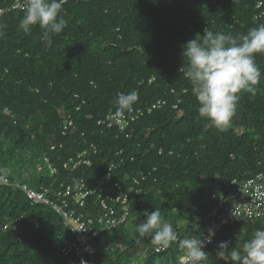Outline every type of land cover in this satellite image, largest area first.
<instances>
[{
    "label": "trees",
    "instance_id": "obj_1",
    "mask_svg": "<svg viewBox=\"0 0 264 264\" xmlns=\"http://www.w3.org/2000/svg\"><path fill=\"white\" fill-rule=\"evenodd\" d=\"M17 2L25 4L0 0V177L54 197L70 186V210L95 218L94 198L131 193L127 223L101 232L86 264H179V240L204 238L222 196L264 176V55L255 58L262 73L256 95L241 94L230 126L220 130L199 115L179 72L187 63L182 47L207 27L243 35L264 24V0H66L67 27L48 40L39 26L19 30L24 10L8 11ZM132 91L138 101L123 114L129 122L121 131L114 101ZM46 160L54 176L39 172ZM80 191L92 193L85 210L75 201ZM155 209L178 234L162 254L151 237L129 230ZM261 229L264 219L223 227L207 264H231L216 256L219 243L242 250ZM70 240L52 206L0 186V264H81L63 253Z\"/></svg>",
    "mask_w": 264,
    "mask_h": 264
},
{
    "label": "clouds",
    "instance_id": "obj_2",
    "mask_svg": "<svg viewBox=\"0 0 264 264\" xmlns=\"http://www.w3.org/2000/svg\"><path fill=\"white\" fill-rule=\"evenodd\" d=\"M65 3L66 0H25L19 30L30 34L34 26H39L44 40L51 35L61 34L67 27L62 15ZM2 35L3 32H0ZM181 55L187 63H183L179 72L191 85L199 115L210 126L223 130L230 126L241 94L254 96L258 90L262 73L255 58L264 55V24L249 29L243 35L213 32L207 27L203 35L197 33L183 45ZM137 101L135 91L119 93L114 101L116 116L131 113ZM6 114L13 116L10 110ZM0 171L6 172V169ZM144 216L146 219L136 225L139 237H151V242L161 249H167L178 241L177 232L171 224L162 220L159 209L150 213L146 211ZM198 219L193 222L194 231L199 229ZM214 235L209 230L206 240L197 235L180 239L183 259L190 264H207L209 253L204 249L207 243L212 242ZM216 256L231 264H264V229L256 230L251 239L244 242L242 250L230 247L228 241L220 242ZM81 264H86V261H81Z\"/></svg>",
    "mask_w": 264,
    "mask_h": 264
},
{
    "label": "built area",
    "instance_id": "obj_3",
    "mask_svg": "<svg viewBox=\"0 0 264 264\" xmlns=\"http://www.w3.org/2000/svg\"><path fill=\"white\" fill-rule=\"evenodd\" d=\"M24 3L17 2L8 11L13 9L25 10ZM6 13L5 10L0 9V18ZM161 104L153 106L148 113H152L153 110L159 109ZM145 112H139L138 115H143ZM116 118V124L119 126L120 130L123 131L127 129L129 117L128 115L113 116ZM108 121H105L107 124ZM108 127H112L108 124ZM72 162L68 164V167H72ZM39 172L49 171L50 176L56 174V169L53 165L46 160L43 165H39ZM233 183L232 185H235ZM2 185H14L17 188L24 190L27 195L38 204H44L52 206L53 209L61 215L66 222V227L72 236V240L66 243V247L63 249V253L66 256H76L78 259L84 261L85 252L89 246H92L96 238L106 230L114 229L120 225H125L127 223V217L129 216V207L132 200V194H123L116 198H111L107 196L106 198L102 195L94 198L96 204H99L98 209L100 216L95 218L93 215L85 216L82 211L76 212L75 210H70L67 199L72 196V188L61 186L60 190H64L59 193V195L52 196L50 189H46L44 193H38L31 189L29 186L23 185L19 182L13 183L10 179L5 177H0V186ZM116 188H121L119 185H115ZM92 193H84L80 191L77 197V204L81 207L80 210L86 209V203L84 202ZM140 194V191L137 192ZM55 199V201L52 200ZM114 204L120 206L121 215L116 216V208ZM69 207V210H68ZM218 213L214 211L216 219L213 220L210 225L206 227V236L203 239L209 237V230H212L215 235L211 237L212 242L207 243L205 251L209 250L214 244L216 235H218L223 227L229 226L234 222H253L258 219H264V176H258L257 178H252L237 188L233 189L232 192L227 196H222V207L218 209ZM221 212V213H220ZM178 242V241H177ZM167 249H161L156 247L154 251L157 254H162L168 251ZM131 264H138L137 262ZM179 264H190V262L183 257L180 258Z\"/></svg>",
    "mask_w": 264,
    "mask_h": 264
},
{
    "label": "rangeland",
    "instance_id": "obj_4",
    "mask_svg": "<svg viewBox=\"0 0 264 264\" xmlns=\"http://www.w3.org/2000/svg\"><path fill=\"white\" fill-rule=\"evenodd\" d=\"M129 230L135 232V231H136V225H131V226L129 227ZM129 230H127V232H130ZM122 234H124V232H122ZM126 234H127V233H126ZM126 234H125V235H126ZM116 235H117V233H113V234L109 235V237H111V238L113 237V238H114ZM126 239H128V238H126ZM141 251H142V249L140 250V252H141ZM140 252H139V253H140Z\"/></svg>",
    "mask_w": 264,
    "mask_h": 264
}]
</instances>
